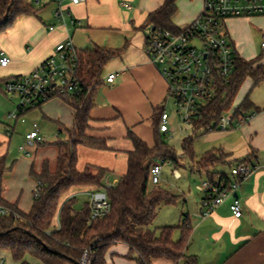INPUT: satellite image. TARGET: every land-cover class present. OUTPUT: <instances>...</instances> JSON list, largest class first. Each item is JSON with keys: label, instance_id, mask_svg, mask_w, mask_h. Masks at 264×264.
<instances>
[{"label": "crops", "instance_id": "0c3cea01", "mask_svg": "<svg viewBox=\"0 0 264 264\" xmlns=\"http://www.w3.org/2000/svg\"><path fill=\"white\" fill-rule=\"evenodd\" d=\"M55 1L47 0L38 8L31 1L29 4L35 15L24 16L9 29L0 32V58L5 56L10 59L6 67H0V80L32 72L53 54L57 44L67 39L79 51H92L95 47L120 50V55L111 59L102 71L101 79L110 73L117 74L115 83L100 85L92 94L89 130L86 133L89 137L105 140L107 150L79 146L76 166L79 172L87 166L105 169L110 172L109 176L117 172L112 182L105 184L115 185L126 173L128 153L133 151V145L127 139L128 133L134 134L148 147H153L154 136L150 135L149 129L154 126L155 111L163 107L167 97V85L144 51L149 27L146 26L147 16L158 10L164 0H85V3L79 5L64 2L69 13L64 22L54 18ZM203 4L204 0H196L192 9L177 17L180 27L173 26L181 29L192 23L201 14ZM236 20L233 21L234 33L229 37L237 55L245 61L258 59L256 65L264 66V51L260 48L264 19L250 17ZM249 20L251 22L247 25ZM49 27H53V30L49 31ZM256 41L259 43L258 53L253 49ZM256 91L259 94L253 97ZM246 92L244 98L248 97L258 109L256 113L251 112L253 117L239 128L208 132L218 139V150L228 163L217 172L227 174L231 166L241 162L248 163L253 169L237 192L242 204V216L239 219L232 217L230 200H227L210 216L201 218L198 204L197 211L184 220L191 228L185 254L193 257L196 264H264V83L253 88L250 81ZM41 107L44 108L46 118L55 121L65 132L72 128L75 112L60 99L49 101ZM14 128L15 125L10 126L6 134H0V157L8 156L5 144L9 145L10 132H14ZM28 151L29 160L22 157L12 161L2 181V198L16 204L24 213L30 211L33 192L38 185L31 178L30 171L33 169L38 173L44 161L54 171L57 157L56 149L37 146L33 151ZM27 177L31 181L26 180ZM16 179L25 180L27 185L29 182L28 191L32 196L14 192L12 181ZM94 191L97 190L75 187L63 200L75 199L78 193L83 192L88 195L89 202V194ZM57 226L56 217L53 227ZM180 234V230H175L173 241H178ZM5 255L11 258L8 252H0V264H5ZM24 260L29 264H40L31 257ZM105 264L139 263L135 255H130L127 246L118 244L108 250ZM150 264L173 263L165 259H153Z\"/></svg>", "mask_w": 264, "mask_h": 264}, {"label": "trees", "instance_id": "16d2710c", "mask_svg": "<svg viewBox=\"0 0 264 264\" xmlns=\"http://www.w3.org/2000/svg\"><path fill=\"white\" fill-rule=\"evenodd\" d=\"M178 0H164L163 5L147 16L146 26L164 30H175L172 18L177 11ZM35 11L26 0H0V32H4L24 16H33ZM120 50L95 47L92 51H79L78 76L84 84L82 96L61 95L59 99L74 110L72 129L66 131L67 138L57 140L51 145L57 150L56 166L51 171L47 161L36 173L32 169L30 176L38 183L40 189L29 212L20 211L16 204L2 198V181L8 172L6 156L0 157V252H8L14 262L29 264L24 259L31 257L40 264H82L83 254L89 264H105L108 250L121 244L129 248L130 255H135L139 264H150L153 259H165L173 264L184 261L185 264H196L193 257L185 254L191 228L186 221L179 227L160 228L158 236L151 229L162 206H173L178 197L169 191L153 187L149 181V169L152 164L169 162L176 166L174 150L163 141L158 131L163 107L154 115V145L146 143L134 134L128 133L127 139L133 145L128 153L127 171L115 185L105 189L110 172L93 166H87L79 172L77 166V148L79 146L105 151V140L86 135L89 130L92 94L103 85L102 71L105 65L119 56ZM258 59L245 61L235 55V68L228 79L216 80L215 97L199 112L196 120L191 122L193 136L183 141L182 149L190 159L193 138L197 131H206L210 126L216 127L221 116L231 110L241 86L247 79L253 88L264 83V66L256 65ZM5 80H0L4 82ZM90 90L86 96V92ZM235 114L256 113L257 108L244 98ZM46 144V143H45ZM45 144H41L44 146ZM218 149H213L200 156L198 164L192 165V171L199 175L205 173L208 178L224 173L213 172L217 166H225L226 157ZM192 163V162H191ZM197 166V167H196ZM208 166V167H206ZM205 168V169H204ZM210 170V171H208ZM105 189L109 200L110 211L101 219L90 221V208L86 204L81 210H75V199L63 200L72 188ZM58 226L53 227L55 218ZM180 230V238L173 241L175 230Z\"/></svg>", "mask_w": 264, "mask_h": 264}, {"label": "built area", "instance_id": "2783aa9c", "mask_svg": "<svg viewBox=\"0 0 264 264\" xmlns=\"http://www.w3.org/2000/svg\"><path fill=\"white\" fill-rule=\"evenodd\" d=\"M47 1V0H46ZM45 0H33L35 7L43 5ZM79 5L85 0H56L54 18L64 22L69 16L63 3ZM264 16V0H204L201 14L189 25L181 29L164 30L149 26L144 42V51L157 69L167 85V99L175 106V113L180 123L189 125L196 120L200 110L209 103L216 92V80L228 79L235 68L237 54L229 35L225 30V23L230 19ZM49 31L53 27H49ZM260 48L264 51V33L261 34ZM78 50L72 41L67 39L54 48L53 54L42 62L32 72L10 78L3 82L4 93L16 98V110L8 114V118L17 121L25 113L40 108L61 95L82 96L85 94L84 84L78 76ZM10 59L1 56L0 67H6ZM117 74L106 75L102 82L113 85ZM90 90L86 92V96ZM224 115V114H223ZM221 116L216 127L210 126L207 131L225 132L245 125L253 113L236 115L235 111L228 116ZM158 131L166 135L169 133L170 117L163 107ZM45 144L38 131L25 136L24 145L18 148L24 156L30 157L29 148ZM164 163H154L149 169L150 185L157 187L161 166ZM253 169L241 162L229 168L225 177L220 175L213 178L206 177L196 186L201 195L200 216H210L225 201L230 200L229 210L234 219L242 216V204L237 195L241 184L250 177ZM175 178L180 179L178 171H174ZM112 185H106L105 189ZM105 189L89 194L90 221L101 219L110 211L109 200ZM40 189L33 192L36 198ZM0 210V215L6 214ZM87 253L82 257V264H89Z\"/></svg>", "mask_w": 264, "mask_h": 264}, {"label": "rangeland", "instance_id": "374dc122", "mask_svg": "<svg viewBox=\"0 0 264 264\" xmlns=\"http://www.w3.org/2000/svg\"><path fill=\"white\" fill-rule=\"evenodd\" d=\"M26 1L30 3L33 0H26ZM181 1L183 2L179 5V2ZM199 1H203V0H199ZM195 3L196 0H179L178 3H176L177 11H176V16L172 18V24H174L176 27H180L181 23L179 22V19H177V17L179 15L181 16V14L185 13L187 10L192 9ZM258 17H262V19H264V16H258ZM233 21H237V20L230 19L227 20L225 23L226 33L228 34L229 32L228 35L234 33ZM250 22L251 21L249 20L247 25H249ZM253 46L255 53H258L259 43L256 41ZM250 81L251 80L247 79L244 82V84L241 86L240 90L238 91V94L233 102L231 110L228 111L227 113H224L223 116H228L230 112L234 111L239 106L242 99L247 93L246 90ZM258 94H259L258 91L254 92L253 97H256ZM164 106L166 113L170 117V121L168 124L169 133L163 135V141L167 146L171 147L174 150L177 164L176 166H174L171 163L166 162L161 166V173L159 177L160 183L157 187L163 188L169 191L171 194L177 196L178 201L173 206H162V208L158 212L151 227V229L156 233L157 236L159 234L158 230L160 228L167 226H171V227L181 226L188 215L191 217L192 213H195L197 211L198 209L197 207L198 204L200 203L201 195L197 192L196 186L200 185L202 181L206 178V176L205 173L203 172H201V174L199 175L196 171H192L191 164H193V166L195 167V165L198 164L200 156H202L203 154H205L206 152L212 149L219 148L218 139L213 138L212 136L214 134L212 133L209 134L208 133L209 131L207 130L205 132L202 130L197 131L193 138V144H192V151L195 155L194 156L195 158L191 160L192 162L191 163L187 155L184 154L182 146L184 139L193 136V131L189 125H184L180 123L175 113V106L171 100L167 99V97L163 103V107ZM16 107H17L16 98L10 95H6L4 93L3 82H1L0 83V134L1 135L6 134V131L9 129V127L15 125L14 132L13 131L10 132L11 140L9 145L5 144V147L6 148L8 147L7 148L8 156L6 158V164H8L7 165L8 167L11 166L12 161H15L17 159L19 160L22 157L26 158V160H29L30 157L21 154L18 148L24 145V137L33 131L37 130L39 135L44 139L46 144L44 146L41 145L39 146L46 149H55V147L51 145L52 143L56 142L57 140H64L67 138V134L62 127H59V125L52 119L46 118L43 107L31 110L25 113L23 116H20L17 121H14L8 118V114L14 112L16 110ZM149 133L151 136L152 134L154 136V126L149 129ZM213 133H217V131H214ZM36 147L34 148L28 147V149L33 151ZM221 168H222L221 165H217L212 169V171L217 172ZM174 171H178V173L181 176L180 179L175 178V176L173 175ZM116 175L114 174L112 176H109L105 184H110V182H112L113 178H115ZM26 180L31 181L28 177L26 178ZM29 186H30L29 182L27 185L25 184V180L22 179L21 180L16 179L12 181V187L14 189V192H17L20 195L24 194V196L25 195L27 196L29 194V196H32V193L28 191ZM91 188L94 187H90V189ZM87 203H88V195L83 192L78 193L75 197L74 209L77 211L81 210L82 208L85 207ZM4 257H5L4 259L5 264H15L9 256L5 255Z\"/></svg>", "mask_w": 264, "mask_h": 264}, {"label": "water", "instance_id": "95a60500", "mask_svg": "<svg viewBox=\"0 0 264 264\" xmlns=\"http://www.w3.org/2000/svg\"><path fill=\"white\" fill-rule=\"evenodd\" d=\"M235 197H237V195H235Z\"/></svg>", "mask_w": 264, "mask_h": 264}]
</instances>
